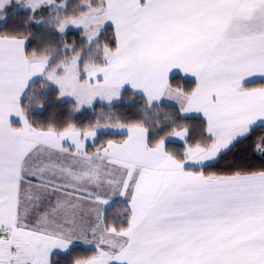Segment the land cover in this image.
<instances>
[{
  "label": "snow or ice",
  "instance_id": "snow-or-ice-1",
  "mask_svg": "<svg viewBox=\"0 0 264 264\" xmlns=\"http://www.w3.org/2000/svg\"><path fill=\"white\" fill-rule=\"evenodd\" d=\"M13 7L0 264H264V0H0V21ZM32 24L59 44L29 51ZM36 81L66 114L34 119Z\"/></svg>",
  "mask_w": 264,
  "mask_h": 264
},
{
  "label": "trees",
  "instance_id": "trees-1",
  "mask_svg": "<svg viewBox=\"0 0 264 264\" xmlns=\"http://www.w3.org/2000/svg\"><path fill=\"white\" fill-rule=\"evenodd\" d=\"M74 0H71L70 3H74ZM9 10V9H8ZM27 13L23 10V9H17V10H12V8H10V13L8 15V19L6 21H4L3 23H0V32H4V31H10L12 30L14 27L16 26H20L21 28L23 27V20L26 17ZM29 30L33 33H35V37L34 39H32L29 44H28V50L31 51L34 48H39L42 47L44 44H51L52 37H56V34L53 33H48V32H44V29L41 25H36V24H32L29 26ZM44 32V34L41 35V33ZM68 36H71L72 38L74 37H79V31H69V33H67ZM111 30H109L106 33L107 38H111ZM53 35V36H52ZM44 36H52V37H44ZM58 39V38H57ZM78 40V39H76ZM58 43H56L55 45H58ZM182 76V75H181ZM180 83H184V79H180L179 80ZM186 83H188L189 85L186 86H191L190 84L194 83L193 80L191 79H186ZM253 85H255L253 83ZM34 99L36 100H44L47 108L50 110L49 113L48 112H43V113H37L34 116V119L37 120H46L48 118L49 115L51 114H55L57 117L59 115H64L67 113V111L70 108V104H68L67 101H65L62 104H59L57 107L56 101H55V97H54V90L52 88H48V89H42L40 86V82L36 81L35 82V97ZM130 103H134L139 105L140 100L137 98L135 101H129L128 98H125L124 103L117 109V111L121 114L124 115H131L134 113L135 109L129 107ZM99 107L97 108V112H99ZM94 115V113L92 112H85L82 115H77L76 119L78 122H82V123H87V121L89 119L92 118V116ZM116 207H119V205H114L113 207V211L116 209Z\"/></svg>",
  "mask_w": 264,
  "mask_h": 264
},
{
  "label": "rangeland",
  "instance_id": "rangeland-1",
  "mask_svg": "<svg viewBox=\"0 0 264 264\" xmlns=\"http://www.w3.org/2000/svg\"><path fill=\"white\" fill-rule=\"evenodd\" d=\"M74 1H75V0H74ZM70 2H71V0H70ZM9 13H10V9L8 10V15H9ZM1 22H3V21H0V23H1ZM71 30L73 31L74 29H71ZM71 30H69V31H71ZM74 31H79V30H74ZM68 33H69V32H68ZM52 36H53V35H52ZM52 36H44V37L48 38V37H52ZM81 38H82V37H81L80 34H79V37H74V38H72L71 36H68V34H67V36H66V39H67L69 42H71V41H79ZM76 39H78V40H76ZM51 40H52L53 45H55L56 43L59 42V40L57 39V37H52Z\"/></svg>",
  "mask_w": 264,
  "mask_h": 264
},
{
  "label": "crops",
  "instance_id": "crops-1",
  "mask_svg": "<svg viewBox=\"0 0 264 264\" xmlns=\"http://www.w3.org/2000/svg\"><path fill=\"white\" fill-rule=\"evenodd\" d=\"M18 9V7H13L12 8V10L14 11V10H17ZM20 9V8H19ZM4 22V21H3ZM3 22H1V23H3ZM74 30H76V29H74ZM181 75H183V74H181ZM188 79H191V80H193L192 78H188ZM194 81V80H193ZM259 84V83H264V80H261V79H258V78H253L251 81H250V84ZM14 123H18V121H15V119H14V121H13Z\"/></svg>",
  "mask_w": 264,
  "mask_h": 264
}]
</instances>
